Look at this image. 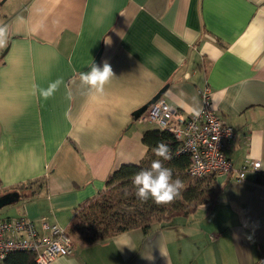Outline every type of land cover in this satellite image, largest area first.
I'll use <instances>...</instances> for the list:
<instances>
[{"label":"crops","instance_id":"1","mask_svg":"<svg viewBox=\"0 0 264 264\" xmlns=\"http://www.w3.org/2000/svg\"><path fill=\"white\" fill-rule=\"evenodd\" d=\"M0 27L9 34L0 47V196L21 193L0 219L25 217L39 231L48 222L71 235L78 210L113 173L147 158L143 134L156 127L134 112L167 87L162 99L189 118L208 85L217 113L238 132L226 152L234 167L250 159L260 169L242 182L214 177L212 205L159 229L76 242L52 264L264 259V186L255 181L264 174V0H18L7 10L0 0ZM100 52L98 64L106 60L115 75L94 95L79 74ZM56 81L44 99L40 90Z\"/></svg>","mask_w":264,"mask_h":264},{"label":"built area","instance_id":"2","mask_svg":"<svg viewBox=\"0 0 264 264\" xmlns=\"http://www.w3.org/2000/svg\"><path fill=\"white\" fill-rule=\"evenodd\" d=\"M200 97L202 108L198 115L183 118L177 108L160 99L140 120L173 135L178 142L176 156L189 157V178L234 177L237 182L245 181L247 173L259 170L261 163L247 159L238 170L234 167L226 152L237 140L238 132L217 113L208 85L200 91ZM41 225L39 231L25 217L0 219V264L17 252L34 254L36 264H52L73 254L74 240L66 229L48 222Z\"/></svg>","mask_w":264,"mask_h":264},{"label":"rangeland","instance_id":"3","mask_svg":"<svg viewBox=\"0 0 264 264\" xmlns=\"http://www.w3.org/2000/svg\"><path fill=\"white\" fill-rule=\"evenodd\" d=\"M4 3L5 0H1L2 6L7 10L8 8L16 7L18 5V0H8L7 3ZM176 178L182 181L183 188L181 189L180 196L172 203L166 205H156L155 203L146 205L136 197L133 185L120 184L116 186V189L114 188V191L112 187L110 188V190L112 189L113 191L112 193H108L109 188H107V190L98 197L97 206L94 210L90 212H82L83 210H81L79 212L80 214L75 219L77 226L71 233L74 243L83 241L84 239H81L82 236L84 235L86 237L87 234H89V236L96 234V237L101 235L108 237L115 233L116 227L130 223L137 219L139 215L141 216L148 213L152 214V222L148 224L139 222V224L149 226V230H151V228L159 229L161 224L167 221L166 218H169L175 209L188 208L190 204L194 206L201 200H208L216 189V182L213 176L200 180H190L189 177L186 178L185 174L182 173L181 175H177ZM190 181H192V183H190ZM189 185H193L194 187L192 188H195L192 192L194 196L192 200H189ZM5 209L1 210L0 213ZM128 227H131V225H128ZM188 242L192 243V246L198 250L203 247H201L198 241ZM181 252L182 256L189 254L188 248L185 249L183 246L179 245V255ZM194 254L195 253L192 252V255ZM192 261L193 264H195L193 258ZM201 264H205V262H201Z\"/></svg>","mask_w":264,"mask_h":264},{"label":"trees","instance_id":"4","mask_svg":"<svg viewBox=\"0 0 264 264\" xmlns=\"http://www.w3.org/2000/svg\"><path fill=\"white\" fill-rule=\"evenodd\" d=\"M160 142H163L165 144H167L169 146V148L171 149V159L167 160V161H163L164 166L168 167L172 170L173 173V178H176L177 175H181L182 173L185 174L186 178L187 173L186 170L189 166V157L188 156H176V150L178 147V142L175 140V138L173 137V135L167 131H161L159 129H154V130H149L147 132H145L143 134V143L145 144V146H147L148 148V155L147 158L140 164V165H124L122 167H120L117 171H115L113 173V175L109 178L108 182H107V188H109V192L108 193H112L114 191V188L116 189L118 185L120 184H128V185H132V178L134 176L135 173L139 172L141 169H145L150 167L151 161L154 159H157L158 157H156L153 154L152 149ZM162 159V158H159ZM190 180H198V179H191ZM256 183L259 185L264 186V174H257L256 179H255ZM44 183V182H43ZM190 183H192V181H190ZM113 187V191L112 189L110 190V188ZM133 187V186H132ZM193 185H189V200L194 199V196L192 194L193 190L195 188ZM134 188V187H133ZM20 188H17V190L13 191V192H18L20 195L21 193L19 192ZM219 190L215 189V191L212 193L210 199H204L201 200L199 202H197V204H195L194 206H191L188 208H179V209H175L171 216H169V218H166L165 221L167 222V224L171 223L174 219L179 218L181 216H184L185 214H188L192 211H195L196 209H198L199 205H212L214 203H216L218 197H219ZM97 199H93V200H89L86 203H84L80 210H78L77 212V216L80 214L79 212L81 210H83L82 212H87V211H92L95 209V207L97 206ZM146 205L148 204H154L153 201L151 199H149L147 202H144ZM76 216V218H77ZM75 218V219H76ZM139 222L142 223H150L152 222V214L148 213V214H144V215H139V217H137V219H135L134 221L127 223L125 225H121L115 228V233L108 236V237H112L115 236L116 234L119 233H123V232H127L129 230L132 229H137V228H142L145 232L148 231L149 226H143L142 224H139ZM165 222V223H166ZM128 225H131V227H128ZM76 221L73 222L70 231L72 233L73 229L76 227ZM97 235H90L87 234V236L85 237L84 235L82 236V239L85 240L86 243H93L97 240H103L106 239L107 237L101 235L99 237H96ZM3 264H36L35 262V255L31 254V253H26V252H17V253H13L11 255H9L7 257V259L4 261Z\"/></svg>","mask_w":264,"mask_h":264},{"label":"clouds","instance_id":"5","mask_svg":"<svg viewBox=\"0 0 264 264\" xmlns=\"http://www.w3.org/2000/svg\"><path fill=\"white\" fill-rule=\"evenodd\" d=\"M8 35L7 28L0 27V47L6 46ZM89 66L91 68L90 72H81L79 74L80 82L83 85H87L89 91L93 92L94 95H102L105 91V86L115 75L113 69L106 60L103 62L102 67L95 63ZM59 83V81H56L50 84L48 89L40 90V95L47 99L56 90ZM33 88L35 91L37 86L34 85ZM152 151L158 158L151 161L150 167L141 169L132 178L135 195L142 202H147L151 199L156 205L170 204L180 196L183 183L179 178L173 179L172 170L164 166L163 161L172 158L169 146L160 142Z\"/></svg>","mask_w":264,"mask_h":264},{"label":"water","instance_id":"6","mask_svg":"<svg viewBox=\"0 0 264 264\" xmlns=\"http://www.w3.org/2000/svg\"><path fill=\"white\" fill-rule=\"evenodd\" d=\"M100 58H101V52L98 54V56L96 57L93 63L98 64L100 61ZM90 71H91V68L89 67L84 72L86 73ZM167 89H168L167 87L163 88L150 102H148L142 108L134 112L133 114L134 119L140 120V118L145 114V112L149 109L150 106L154 105L160 99H162ZM20 199H21V195L18 192H11V193H7V194L0 196V211L5 207L11 206L19 202ZM259 264H264V259Z\"/></svg>","mask_w":264,"mask_h":264}]
</instances>
